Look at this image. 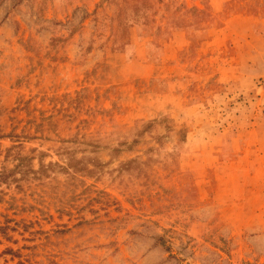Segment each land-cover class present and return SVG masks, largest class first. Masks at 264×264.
Returning <instances> with one entry per match:
<instances>
[{
	"label": "rangeland",
	"instance_id": "374dc122",
	"mask_svg": "<svg viewBox=\"0 0 264 264\" xmlns=\"http://www.w3.org/2000/svg\"><path fill=\"white\" fill-rule=\"evenodd\" d=\"M224 8L0 0V264H264V0Z\"/></svg>",
	"mask_w": 264,
	"mask_h": 264
},
{
	"label": "crops",
	"instance_id": "0c3cea01",
	"mask_svg": "<svg viewBox=\"0 0 264 264\" xmlns=\"http://www.w3.org/2000/svg\"><path fill=\"white\" fill-rule=\"evenodd\" d=\"M226 1L227 0H208V4L210 5L211 12L214 13L215 15H220L224 13L226 10V8H224ZM235 14L227 18L228 19V23L226 24L227 29L229 30L231 28H234L233 32L228 31V33L232 35H235V34L239 35L238 31L240 30V28L248 29V32L251 31L249 29L254 27L255 25L254 17L256 16L252 14H238V15H235ZM251 19H253L254 21ZM254 40L256 42H264V24H263L262 30L259 31L257 35H255L254 38H252L251 42ZM218 41L219 39L217 38V42ZM247 41H249V39H247ZM211 69L212 67H210L208 71H210Z\"/></svg>",
	"mask_w": 264,
	"mask_h": 264
}]
</instances>
